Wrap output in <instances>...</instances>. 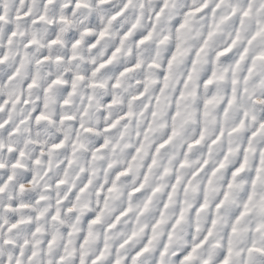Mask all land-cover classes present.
<instances>
[{
  "label": "clouds",
  "instance_id": "clouds-1",
  "mask_svg": "<svg viewBox=\"0 0 264 264\" xmlns=\"http://www.w3.org/2000/svg\"><path fill=\"white\" fill-rule=\"evenodd\" d=\"M0 264H264V0H0Z\"/></svg>",
  "mask_w": 264,
  "mask_h": 264
}]
</instances>
